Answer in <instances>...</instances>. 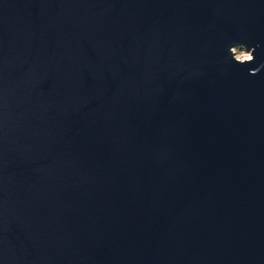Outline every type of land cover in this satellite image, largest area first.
I'll return each instance as SVG.
<instances>
[{
  "label": "water",
  "instance_id": "obj_1",
  "mask_svg": "<svg viewBox=\"0 0 264 264\" xmlns=\"http://www.w3.org/2000/svg\"><path fill=\"white\" fill-rule=\"evenodd\" d=\"M0 264H264V0H0Z\"/></svg>",
  "mask_w": 264,
  "mask_h": 264
},
{
  "label": "clouds",
  "instance_id": "obj_2",
  "mask_svg": "<svg viewBox=\"0 0 264 264\" xmlns=\"http://www.w3.org/2000/svg\"><path fill=\"white\" fill-rule=\"evenodd\" d=\"M253 52L254 48H247L244 44H236L230 46V53L232 54L236 62H253L255 60Z\"/></svg>",
  "mask_w": 264,
  "mask_h": 264
},
{
  "label": "rangeland",
  "instance_id": "obj_3",
  "mask_svg": "<svg viewBox=\"0 0 264 264\" xmlns=\"http://www.w3.org/2000/svg\"><path fill=\"white\" fill-rule=\"evenodd\" d=\"M239 51V50H238Z\"/></svg>",
  "mask_w": 264,
  "mask_h": 264
}]
</instances>
